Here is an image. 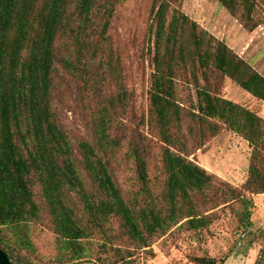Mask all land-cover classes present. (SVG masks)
<instances>
[{
	"label": "trees",
	"instance_id": "obj_1",
	"mask_svg": "<svg viewBox=\"0 0 264 264\" xmlns=\"http://www.w3.org/2000/svg\"><path fill=\"white\" fill-rule=\"evenodd\" d=\"M126 1L0 0V249L14 264H35L30 259L37 255L40 224L55 236V264L102 262L111 250L120 260L133 258L132 251L150 249L175 228L209 229L217 218L210 212L221 206L239 231L254 225L255 198L264 195V119L219 96L209 79H230L264 102V76L170 0H154L148 48V127L160 144L159 184L150 178L149 139L117 140L110 133L116 110L127 106L126 92L96 108L92 139L76 146L60 123L54 101L61 79H76L80 92L98 102L102 78L118 74L109 30ZM259 1L219 3L253 32L264 24ZM94 71L101 79L90 83ZM182 75L196 90L197 112L189 115L178 100ZM185 117L199 148L223 127L248 142L249 175L242 187H216L213 176L182 156ZM123 167L134 175L130 189L123 187ZM72 194L82 201L83 217L70 203ZM96 235L105 240L99 249L90 241ZM119 241L125 247L115 248ZM194 262L218 264L209 256Z\"/></svg>",
	"mask_w": 264,
	"mask_h": 264
},
{
	"label": "rangeland",
	"instance_id": "obj_2",
	"mask_svg": "<svg viewBox=\"0 0 264 264\" xmlns=\"http://www.w3.org/2000/svg\"><path fill=\"white\" fill-rule=\"evenodd\" d=\"M170 0L172 8L179 9L200 29L226 43L240 57L264 76V24L253 32L233 18L219 0ZM154 0H127L117 8L112 19L109 35L112 38L114 53L119 58L118 74L105 75L102 78L100 99L88 100L85 92H80L82 84L76 79L66 77L59 82L55 95L54 109L57 117L77 146L81 139H92L90 130L93 116L101 102L107 105L108 99L121 92L127 93V106L118 108L111 135L117 140H130L138 136L147 137L153 146L150 158V178L158 185L162 175L159 159L160 144L149 133L148 118L150 111V86L153 67L148 50L153 16ZM258 9L264 19V0H260ZM101 74V73H100ZM94 71L88 80L101 79ZM190 78L181 76L178 80V100L189 115L196 113V90ZM212 89L222 98L252 110L264 119V102L254 98L247 91L230 79L221 80L217 75H210ZM123 90V91H122ZM87 91V90H84ZM97 113V112H96ZM190 117H185V145L182 156L196 163L214 177L216 187L230 184L240 188L249 175L250 154L252 149L243 138L225 127L215 137H209L202 148L198 147L195 134L189 132ZM121 179L123 187L132 188L134 175L128 167H123ZM82 201L76 194L70 196V203L83 217ZM224 206L210 213L217 215L212 226L199 233H192L187 228H175L172 233L155 243L150 249L134 250L133 258L120 260L116 251H107L105 261L84 262L80 264H196L194 259L209 256L218 264H264V195L255 198L253 227L249 231H239L236 220ZM118 232V224L114 225ZM54 234L45 224L36 227L34 240L37 255L30 260L35 264H55L56 250ZM96 249L104 244L100 236L90 240ZM125 247L122 241L115 246ZM103 252V251H98Z\"/></svg>",
	"mask_w": 264,
	"mask_h": 264
},
{
	"label": "water",
	"instance_id": "obj_3",
	"mask_svg": "<svg viewBox=\"0 0 264 264\" xmlns=\"http://www.w3.org/2000/svg\"><path fill=\"white\" fill-rule=\"evenodd\" d=\"M0 264H14L10 256L2 249H0Z\"/></svg>",
	"mask_w": 264,
	"mask_h": 264
}]
</instances>
